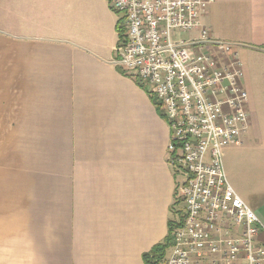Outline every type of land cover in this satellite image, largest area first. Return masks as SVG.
<instances>
[{"label": "crops", "instance_id": "0c3cea01", "mask_svg": "<svg viewBox=\"0 0 264 264\" xmlns=\"http://www.w3.org/2000/svg\"><path fill=\"white\" fill-rule=\"evenodd\" d=\"M118 20L108 0H0V264H145L183 212L168 124L116 65ZM200 21L243 69L248 124L222 164L264 226V0Z\"/></svg>", "mask_w": 264, "mask_h": 264}, {"label": "built area", "instance_id": "2783aa9c", "mask_svg": "<svg viewBox=\"0 0 264 264\" xmlns=\"http://www.w3.org/2000/svg\"><path fill=\"white\" fill-rule=\"evenodd\" d=\"M215 0H108L125 29L116 65L155 98L169 130L167 162L183 203L161 264H264L261 224L227 180L221 151L242 143L248 92L232 45L200 17ZM197 32L185 39L182 33Z\"/></svg>", "mask_w": 264, "mask_h": 264}, {"label": "trees", "instance_id": "16d2710c", "mask_svg": "<svg viewBox=\"0 0 264 264\" xmlns=\"http://www.w3.org/2000/svg\"><path fill=\"white\" fill-rule=\"evenodd\" d=\"M116 28H117V32H118V41H119L120 39L123 38L124 33H125V29L121 25L120 20H118V22L116 24ZM151 99L153 100L157 111L161 115V112H160V109H159V105L156 102L155 98L151 96ZM172 212H173V214H177V212L175 210H172ZM180 217L181 216H178L179 219H180ZM180 224H181V222L180 223H174L173 221L169 222L168 234L165 237L164 241L162 243H159V244L153 246L151 248V250H149L147 253H144L142 255L145 264H161V262L164 259L166 250L168 249V247L172 243L174 230Z\"/></svg>", "mask_w": 264, "mask_h": 264}, {"label": "rangeland", "instance_id": "374dc122", "mask_svg": "<svg viewBox=\"0 0 264 264\" xmlns=\"http://www.w3.org/2000/svg\"><path fill=\"white\" fill-rule=\"evenodd\" d=\"M113 12H114V11H113ZM114 13H115V12H114ZM182 37H185L184 33H182ZM254 213H255V215L257 216V218H258V220H259V222H260V224H261V231L264 230V226H263V224H262L261 219L258 217V213H257V211L254 210Z\"/></svg>", "mask_w": 264, "mask_h": 264}]
</instances>
